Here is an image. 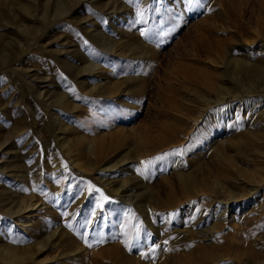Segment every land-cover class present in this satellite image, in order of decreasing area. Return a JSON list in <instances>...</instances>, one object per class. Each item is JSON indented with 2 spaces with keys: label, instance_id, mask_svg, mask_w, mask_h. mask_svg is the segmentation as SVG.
I'll use <instances>...</instances> for the list:
<instances>
[{
  "label": "rangeland",
  "instance_id": "rangeland-1",
  "mask_svg": "<svg viewBox=\"0 0 264 264\" xmlns=\"http://www.w3.org/2000/svg\"><path fill=\"white\" fill-rule=\"evenodd\" d=\"M188 260L264 264V0H0V264Z\"/></svg>",
  "mask_w": 264,
  "mask_h": 264
},
{
  "label": "bare ground",
  "instance_id": "bare-ground-1",
  "mask_svg": "<svg viewBox=\"0 0 264 264\" xmlns=\"http://www.w3.org/2000/svg\"><path fill=\"white\" fill-rule=\"evenodd\" d=\"M99 80V79H98ZM96 87H94L93 89L94 90H97L96 88L99 86H101V88L103 89H105L106 91H108V92H111V89L113 88V86L108 82V81H106V78H104V79H102V80H99L98 82H97V84L95 85ZM221 93V92H220ZM225 95H226V93H222V94H220V100H222V99H224V97H225ZM175 104V103H174ZM177 107H178V104L176 105ZM88 151H89V149H88ZM89 153H91L90 155H92V161L90 162V166H92L93 164H94V155H97L96 153H98V151L97 152H95L94 153V150L93 149H91L90 151H89ZM102 154L103 153V151H101L100 150V152H99V154ZM117 163H118V161H116V160H114V158H111V159H109L108 161H106V163H105V165H103V167H104V169H106V168H109V167H115L116 165H117ZM99 168V167H98ZM93 169H95L94 167L92 168V170ZM97 169V168H96ZM95 172H96V170H94ZM190 174V173H189ZM177 175V174H176ZM195 176V175H194ZM192 174L191 175H189V176H187V177H185V175H182V174H180V172H178V179L176 180L177 182H178V184H179V186H180V189L184 192V194H186L184 197L185 198H192V197H199V196H196V194H198V193H203V192H205V191H203V189H202V187L203 186H196L197 184L196 183H194L193 182V177H194ZM100 179V178H99ZM176 179V178H175ZM171 183H172V181H171ZM194 183V185H192ZM198 183V182H197ZM200 184V183H199ZM202 184V183H201ZM165 185V184H164ZM172 185V184H171ZM171 185H170V181L168 182V181H166V186H165V188H166V190L168 191L169 189H170V187H171ZM204 185V184H203ZM174 187V186H173ZM192 187V188H191ZM195 187H198V188H195ZM206 189V188H205ZM256 189V188H255ZM165 190V189H164ZM171 190V189H170ZM191 190H193V191H191ZM211 191H213V190H211ZM173 192V191H172ZM230 192H232V190L231 191H229V195H228V201L229 200H231V199H233L234 198V195H233V193H230ZM236 192V191H235ZM207 193V192H206ZM236 194V193H235ZM151 195V194H150ZM172 195V194H171ZM167 196V195H166ZM123 199V198H122ZM151 199V198H150ZM157 201H158V199H157ZM223 201V200H222ZM156 202V201H155ZM177 203V202H176ZM155 204V203H154ZM243 204V203H242ZM29 205H31V204H29ZM173 205H174V203H171V201H168V200H161V199H159V202H157V207L158 208H168V207H173ZM177 205V204H176ZM228 205V204H227ZM227 205H226V207H227ZM224 207V206H223ZM225 208V207H224ZM154 209V208H153ZM156 209V208H155ZM201 209V208H200ZM238 209H235V213H238V214H240L241 213V216H242V214L244 213V209H242L241 211H237ZM150 211V210H149ZM224 211H225V209H224ZM222 212V211H221ZM220 212V213H221ZM191 213H193V212H191ZM223 213V212H222ZM202 214V213H201ZM225 215V214H224ZM128 217V216H127ZM219 218H221L222 220H224V216H222V217H219ZM218 219V218H217ZM118 226H119V224H117ZM149 225V224H148ZM149 234V233H148ZM50 236H48L47 238L48 239H50L49 238ZM232 238L233 239H235V234L232 236ZM238 238V237H237ZM238 244V243H237ZM245 248H247V247H245ZM235 249V248H234ZM1 253H2V255L3 256H5V257H9V258H13V257H15L16 255H17V253L15 252V251H13V249H11L10 247H8V246H2V248H1ZM208 251V250H207ZM235 251H236V249H235ZM238 251V250H237ZM245 252V251H244ZM235 255V254H234ZM211 254H208V255H206L205 256V260H206V262L211 258ZM233 256V255H232ZM195 256H192V258H194ZM217 257V256H216ZM187 258V257H186ZM218 258V257H217ZM219 258H220V256H219ZM190 259H191V257H190ZM195 260H196V258H194ZM216 259V258H215ZM237 259V258H236ZM192 260V259H191ZM204 260V261H205ZM197 261V260H196ZM198 261H199V259H198ZM191 263L189 260L188 261H185V263ZM186 263V264H187ZM193 263V262H192ZM193 264H203V262L200 260V262L199 263H193Z\"/></svg>",
  "mask_w": 264,
  "mask_h": 264
},
{
  "label": "snow or ice",
  "instance_id": "snow-or-ice-1",
  "mask_svg": "<svg viewBox=\"0 0 264 264\" xmlns=\"http://www.w3.org/2000/svg\"><path fill=\"white\" fill-rule=\"evenodd\" d=\"M189 2H191V0H189ZM105 199H107V197H105Z\"/></svg>",
  "mask_w": 264,
  "mask_h": 264
}]
</instances>
